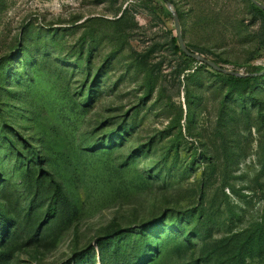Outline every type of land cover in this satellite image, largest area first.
I'll use <instances>...</instances> for the list:
<instances>
[{
    "label": "rangeland",
    "instance_id": "374dc122",
    "mask_svg": "<svg viewBox=\"0 0 264 264\" xmlns=\"http://www.w3.org/2000/svg\"><path fill=\"white\" fill-rule=\"evenodd\" d=\"M170 1L191 50L264 69L249 0ZM173 36L163 0H0V264H264V77Z\"/></svg>",
    "mask_w": 264,
    "mask_h": 264
},
{
    "label": "trees",
    "instance_id": "16d2710c",
    "mask_svg": "<svg viewBox=\"0 0 264 264\" xmlns=\"http://www.w3.org/2000/svg\"><path fill=\"white\" fill-rule=\"evenodd\" d=\"M260 2H262V1H260ZM249 8H250V10L253 13H255L261 19L262 28H261V30H260V32L258 34L259 40H258V44H257V47L260 48L262 45L264 46V11L262 9H260L258 6H256L255 4H253L250 0H249ZM170 41H171V44H172V48L176 52L180 51L182 56L185 59H190V60L193 59V58L188 57L186 54H184L181 51V49L179 48V46L177 44L178 42H177V38L175 36H173ZM187 46H189V45L187 44ZM198 51L202 52L203 50L199 49ZM201 64L204 67L208 66L205 63H201ZM208 67H210V66H208ZM263 70L264 69L258 70V71H253V72L244 73V75H242V76H237V75L224 73V72H220V71H216V70L215 71H216V74H218V75H220V76H222V77H224V78H226V79H228L230 81V83L232 85L231 86L232 89H234L237 92H242L245 89H248L252 85V83L254 81L258 82V81H260V79H262L264 77V71ZM61 196H62V191L60 190L58 184L54 183L53 184V196H52V198H51V200L49 202V205L47 207L46 216H49L50 214L55 212L56 199H57V197H61ZM250 238H254V235L251 236ZM104 240H105V243H108L111 240V238H108V237L98 238L96 241H97V243L101 244ZM146 254H147V250H142V253L140 255H138L137 257L140 258V257L145 256ZM98 264H114V262H111V260L110 261H104V260L101 259V261Z\"/></svg>",
    "mask_w": 264,
    "mask_h": 264
},
{
    "label": "water",
    "instance_id": "95a60500",
    "mask_svg": "<svg viewBox=\"0 0 264 264\" xmlns=\"http://www.w3.org/2000/svg\"><path fill=\"white\" fill-rule=\"evenodd\" d=\"M163 1L165 2L167 8L169 9V11L172 14L173 22H174V28H175V31H176V38H177L178 46H179V48L181 49V51L184 54H186L190 58H193V59L197 60L200 63L207 64L208 66H210L212 69H214L216 71L229 73V74H233V75H237V76L244 75V73H241V72H239L237 70L226 69L222 65L216 63L214 60H211V59L203 56L202 54L191 50L187 46L186 41H185V39H184V37H183V35L181 33V28H180V24H179V18H178L177 13L175 12V10H174V8L172 6V3L169 0H163ZM250 1L264 11V3L260 2L259 0H250Z\"/></svg>",
    "mask_w": 264,
    "mask_h": 264
}]
</instances>
